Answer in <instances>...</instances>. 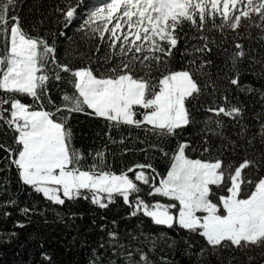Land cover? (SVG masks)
Segmentation results:
<instances>
[{
    "label": "snow or ice",
    "instance_id": "1",
    "mask_svg": "<svg viewBox=\"0 0 264 264\" xmlns=\"http://www.w3.org/2000/svg\"><path fill=\"white\" fill-rule=\"evenodd\" d=\"M16 7L17 0H0V131L7 138L0 141V173L14 170L20 185L56 206L83 199L107 209L122 200L129 218L182 233L169 247L180 244L190 264H232L225 254L236 250L260 249L264 256V107L245 123V102L228 94L234 88L264 100V88L243 83L239 70L246 57L264 70V59L250 57L240 42L253 29L264 40V0H103L80 25L88 51L63 58L54 36L23 21ZM78 7H57L65 27ZM216 34L221 42L233 34L235 48L233 74L222 91L205 71ZM182 41V57L192 58L174 68ZM209 83L213 93H207ZM206 93H220L223 103L213 95L205 109L212 115L201 121L193 102ZM74 114L103 121L107 143L78 147ZM198 124V139L185 136ZM110 144L120 145L121 155L140 152L144 159L117 169ZM39 211L35 205L20 209L26 217ZM15 235L0 233L9 240ZM108 237L91 249L87 264H155L149 252L161 237L142 229L125 237L113 230ZM41 257L52 264L48 252Z\"/></svg>",
    "mask_w": 264,
    "mask_h": 264
},
{
    "label": "trees",
    "instance_id": "2",
    "mask_svg": "<svg viewBox=\"0 0 264 264\" xmlns=\"http://www.w3.org/2000/svg\"><path fill=\"white\" fill-rule=\"evenodd\" d=\"M79 2L75 19L67 24L63 16L56 11L57 7H66L67 4L73 5ZM103 0H17L16 13L20 15L23 21L36 25L41 34L50 33L54 36L58 55L63 58L67 52L70 55L75 52H87L89 41L80 31V25L86 18L85 13L93 6ZM43 21L41 24L40 22ZM217 35L216 45L213 51L206 58L211 60V64L206 66L205 71L208 73L210 81L217 82L218 88L223 90L229 87L227 77L233 74L230 66L231 54L235 51L233 34L221 42L219 34ZM260 33L257 29L252 30L251 38L244 33L240 42L245 45V50L250 53V57H255L256 61L264 59V40H261ZM189 43H195L190 41ZM183 41L181 42L180 51L176 53L173 67L185 65L191 56L182 57ZM102 54V53H101ZM242 82L251 85L255 89L264 88V70L260 64L256 63L249 57H246L239 67ZM62 88L66 85H61ZM70 90V88L68 89ZM207 93H213L211 83L207 88ZM205 94L201 97L200 102L194 101L197 105V118L203 120L205 116H211V113L205 111L215 96L217 103H223L219 99L220 93L213 95ZM232 96H238L247 106V115L245 123L253 120V113L259 112L264 107V100L258 93L242 94L234 88L228 93ZM59 91L53 88V98L59 101ZM225 121L228 130L232 131L235 125L230 122V118L220 117ZM74 130L77 132V146L87 148H99L102 144L107 143L104 132L107 131L104 122L93 119L84 114H74L72 119ZM203 127L202 124L195 125L187 130L185 136L192 134L194 139H198V130ZM129 129H124L123 134L127 135ZM133 135L137 134L136 130H131ZM83 134V135H81ZM143 138V133H139ZM113 136L119 139V135L114 131ZM7 139L4 133L0 131V141ZM95 141V142H93ZM127 147L133 145L127 143ZM137 148L143 145L137 144ZM112 152L116 153L115 167L117 169L135 161H143L144 154L140 152H130L121 155L120 145H109ZM3 155V153H0ZM109 159H112L110 156ZM7 176L11 181L9 184L4 183V177ZM9 199H16L18 203L15 206L6 205ZM35 205L39 212L30 214L26 217L20 212V209ZM46 209V210H45ZM9 212L11 215L5 216ZM75 212L77 215L72 216ZM128 208L118 200L115 204H110L107 209H102L92 204L88 200L80 199L66 204L65 206H56L46 202L41 194H35L30 188H25L19 184L12 173H0V233H16L10 240L7 236H0V264H47V261L41 257V252H48L52 257V264H87L89 254L92 248L98 244L109 240L108 232L118 230L122 237L126 233L133 235L139 234L141 229L145 234L151 233L154 236L161 237L156 241L154 252H149L150 258L155 264H164L161 257H167L171 264H190V258L184 254L181 245L169 247L170 238L179 239L182 233L170 230L167 226L155 225L150 219L129 218L127 215ZM60 215H57V214ZM82 213V215H81ZM116 220L117 225L113 226L112 221ZM17 221L24 222V227H20ZM103 226V227H101ZM131 240V236L127 237ZM143 242L144 237H140ZM43 245L41 247L40 245ZM107 248V245H105ZM148 251V248H145ZM110 255V249L106 252ZM234 258L232 264H264V256H261L260 249L232 251L225 254ZM248 256H253V261H248ZM123 257H121V262Z\"/></svg>",
    "mask_w": 264,
    "mask_h": 264
}]
</instances>
